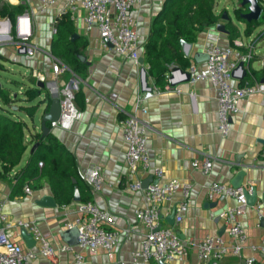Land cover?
<instances>
[{
	"label": "crops",
	"instance_id": "0c3cea01",
	"mask_svg": "<svg viewBox=\"0 0 264 264\" xmlns=\"http://www.w3.org/2000/svg\"><path fill=\"white\" fill-rule=\"evenodd\" d=\"M0 2L12 6L24 5V10L31 12L32 30L31 37L26 42L17 44L7 37L9 27L6 23L7 18L0 16V71L6 74L0 76V87L8 90L12 99H20L21 92L39 82V77L45 80L51 78V64L56 61L66 68L65 72L58 76L57 85L68 86L74 92L79 90L81 94L77 98V102L82 103V108L78 109L81 116L69 130L46 126L49 128L48 133L73 156L84 187V195L88 197L87 201L107 211L115 222L114 228L120 233L117 244L110 251L103 247L97 248L93 253L82 251L83 264H113L116 261L131 264L129 253L139 247L146 232V229L135 220L133 214L134 208L141 204L142 192L130 190L126 185L135 180L142 182L151 176V173L128 172L124 156L126 144L121 138L118 126L120 118L132 113L136 96H140V107L145 110L144 113L138 110L135 114L147 125V151L150 165L162 169L164 179H176L190 186L187 198L183 199L180 193H175L169 201L160 205L161 227H170L184 243L195 244L206 235H220L228 240L222 223L211 219L210 214H215L225 206L234 205V201L232 199L208 200L206 188L211 181L230 185L229 182L240 171L244 173L242 185L255 188V203L264 200V157L261 156L264 148L257 142V139L264 138V90L250 94L239 102L238 111L230 117L229 134L221 137L216 130V103L211 84L207 80L189 83L186 78L185 70L189 64L203 66L204 47L208 42L218 40L222 44L231 43L226 38L227 34L216 31V24L202 30L194 41L180 39L181 52L187 60V65L184 68L176 63L167 66L170 84L180 91L175 93L160 90L157 94L153 89H162L163 85H154L152 78L147 75V64L143 62L141 53L142 45L149 32V23L163 0H141V3L132 9L135 20L134 29L141 45L138 65L114 54L108 47H101L96 31L85 33L81 19L82 9H78L73 15L69 14L74 25V33L77 37H85L87 41L81 53L83 60H80L85 68L80 73L71 71L50 51L52 27H54L55 19L62 13L60 0L42 11L36 0H0ZM216 3L218 0H215ZM215 12L218 13L216 10ZM223 14H226L225 18ZM262 14L264 15L263 11ZM228 20L238 30L236 38L249 43L250 39L248 37L245 39L242 33L244 27L240 29L224 11L217 23L225 25ZM251 44L253 56L247 65H242L244 75L247 72L246 69L250 72L259 71L264 66V35ZM17 46H22L23 50L18 51ZM5 63L9 66H5ZM174 67L182 70L184 74ZM8 69L17 71L18 75L7 77ZM242 77L241 67L236 68L231 85H239ZM255 81L262 83L264 87V76ZM10 84H13L14 88H11ZM110 92L117 94L116 100L112 103L107 98ZM48 96L49 99L54 98V95L49 92ZM42 98L41 94L30 102L24 100L13 102L16 107L40 103L30 119L17 110L10 114L13 118L25 122L23 141L28 144L19 164L8 173L0 175V208L12 223L16 219L33 221L41 234L57 249L61 243H69L74 239L73 230H66L64 223L76 216V202L71 199L68 204H57L49 185L45 182H41L36 188L24 185L21 188V194L10 197L14 174L24 165L33 151L30 150L34 144L31 135L41 130L45 107V102H41ZM49 123L50 121H46L45 124ZM206 157L212 164L207 176L191 166L193 159L201 163ZM91 165L101 167L102 176L107 183L97 193L90 192L82 179L84 170ZM32 184L35 185L34 182ZM25 186L29 188L30 193L24 192ZM181 201L185 203L181 220L174 222L173 225L167 224L165 216ZM254 205H247L240 216V222L247 235L241 257L252 256L248 246L264 239V224L261 222L264 218L260 220L259 227H256ZM260 211L264 215V203L260 206ZM106 228L109 227L106 226ZM23 232L28 234V231L21 227L12 226L7 230V236L21 250L36 251V242L34 241V244L28 247L22 237ZM253 256V264H264V256L261 254H253ZM34 262L71 264L72 257L69 253L55 250L51 258L37 256ZM147 264L156 263L149 261ZM165 264L203 263L197 260L194 248L191 247L184 260ZM218 264H239V258L229 254Z\"/></svg>",
	"mask_w": 264,
	"mask_h": 264
},
{
	"label": "built area",
	"instance_id": "2783aa9c",
	"mask_svg": "<svg viewBox=\"0 0 264 264\" xmlns=\"http://www.w3.org/2000/svg\"><path fill=\"white\" fill-rule=\"evenodd\" d=\"M56 1L36 0L41 11L55 5ZM60 1L62 3L61 12L65 11L73 15L78 9H82L83 30L85 33L96 31L101 47H108L114 54L138 65L141 45L134 29L135 20L132 9L139 5L141 0ZM30 14V11L24 10L14 16L11 28L8 27L7 30V37L11 41L23 44L31 37ZM6 23L9 25L8 19H6ZM54 32L55 28L52 27V33ZM252 48L251 43H245L239 38L233 39L228 44H222L218 40L208 42L204 47L206 59L203 66L198 67L191 63L186 67L185 74L189 83L207 80L211 84L216 103V130L221 137H226L229 134L231 130L230 117L238 111L239 102L250 94L264 90L263 84L255 81L248 69L245 73L248 77L244 78V75L239 85H231L234 70L238 68L239 64L247 65L252 58ZM17 50L22 51L23 47L17 46ZM65 70L63 65L54 61L51 64V78L45 80L39 77L38 81L43 82L47 92L53 94V97L59 101L58 118L51 121L49 126L69 130L73 123L80 118L81 112L73 102L74 90L68 86L57 85L58 76ZM164 79L165 83L162 89H153L155 93L158 94L160 90L175 93L180 91L170 84L167 72ZM107 98L112 103L116 100L117 94L110 92ZM140 101V96H136L132 105V113L118 120L120 135L126 144L124 156L128 172H150L152 176L151 182L145 188H141L139 180L129 182L126 185L130 190L142 192L141 204L134 208L133 214L135 220L146 229L139 247L129 253L130 263L147 264L149 261H153L156 264L159 262L165 264L171 261H182L187 257L191 247L194 248L197 260L203 264H218L223 257L229 254L239 258V264H253V254L264 256V239H262L258 243L248 246L252 256L241 257V250L247 241L245 229L240 222V216L247 207L241 186L236 188L229 184L211 181L206 188L208 200L225 201L232 199L234 201V205L225 206L215 214H210L211 219L222 223L228 240L223 239L220 235H206L195 244L184 243L170 227H161L160 205L169 201L175 193H180L183 199L187 198L190 186L176 179H164L162 169L150 165L147 151V125L135 114L138 110L145 112L140 107ZM261 156L264 157V150H262ZM211 165V161L207 157L201 163H198L197 159L191 161V166L205 176L210 173ZM38 166H41V162L38 163ZM82 179L92 193L99 192L103 185L107 184L99 165L87 167L82 174ZM250 188V186L245 187L248 193ZM23 189L25 193H30L27 186ZM263 203L264 200L254 205L256 208V227H259L260 220L264 218L260 211V206ZM184 210L185 203L181 201L175 207L174 222L181 220V213ZM75 212L76 216L71 221L65 222L64 227L66 230L76 232V244L61 243L55 249L50 241L41 234L33 221L16 219L12 223L1 212L0 208V264H37L34 262L37 256L51 258L55 250L61 253H69L72 257L71 264H83L82 251L86 250L93 253L100 247L110 251L117 244L120 233L114 228L115 222L107 211L90 201H79L75 203ZM12 226H18L28 231V234L37 244V250H21L9 240L7 230ZM156 228L157 230H155ZM113 264H123V262L116 261Z\"/></svg>",
	"mask_w": 264,
	"mask_h": 264
},
{
	"label": "trees",
	"instance_id": "16d2710c",
	"mask_svg": "<svg viewBox=\"0 0 264 264\" xmlns=\"http://www.w3.org/2000/svg\"><path fill=\"white\" fill-rule=\"evenodd\" d=\"M232 10L234 17L239 22L244 23L245 32H251L258 25V21L246 22L240 15L247 11L246 5H240ZM263 10L264 0H257ZM215 0H163L160 8L152 17L149 23V32L142 45V60L147 64V75L153 80L154 85L165 83V73L167 66L172 63L178 64L181 68L187 65V60L183 57L180 47V39L194 41L205 28L215 25L221 13L214 10ZM24 5H9L0 2V16L6 17L9 21L16 14L24 10ZM69 12H62L54 21L55 32L50 43V51L54 57L64 62L71 71L80 73L85 65L78 58L82 55L87 41L85 37L78 36L70 41L71 34L74 33V25L70 19ZM224 28L227 30L226 38L232 41L238 36L237 28L228 20ZM254 79L264 76V66L259 71L250 72ZM248 77L247 74L244 78ZM22 98L12 99L8 90L0 87V175L8 173L17 166L26 150L27 144L24 140L26 129L25 122L13 118L10 114L13 111L23 112L27 118H32L40 102L30 105H18L13 102H21L37 98L43 95L41 102H45L43 112L49 106V96L45 88L32 87L24 89ZM79 90L73 94L75 105L82 108V103L77 102ZM14 109V110H13ZM49 126V124H46ZM36 144L29 154L24 165L14 174L13 184L10 190V197L21 194L24 185L38 187L41 182L49 185L55 202L65 205L71 202L73 184L71 177L75 179L78 188L80 201H87L84 195V187L81 177L77 172L73 156L57 141L51 134L42 135L37 132L31 135ZM30 139V142H31ZM41 162V167L38 163ZM35 183L33 185L32 183Z\"/></svg>",
	"mask_w": 264,
	"mask_h": 264
},
{
	"label": "water",
	"instance_id": "95a60500",
	"mask_svg": "<svg viewBox=\"0 0 264 264\" xmlns=\"http://www.w3.org/2000/svg\"><path fill=\"white\" fill-rule=\"evenodd\" d=\"M240 5H246V9L247 11L243 14L240 15V17L245 20L246 22L249 21H255L259 18L260 13H261V7L259 6V4L257 3V0H240L239 1ZM223 17H226V14H223ZM216 31L223 33V34H227V30L224 28V25L221 23H216ZM77 34L73 33L70 36V41H73L74 39H76ZM110 47V45H109ZM204 55V54H203ZM205 59H206V55H204ZM78 58L82 61L83 60V56L79 55ZM238 67H241V77L244 75V70L242 68V64H239ZM174 69L179 70L178 68L174 67ZM180 71V70H179ZM182 73V71H180ZM37 87L40 88H44L45 84L43 82H37L36 83ZM60 112V108H59V101L56 97L51 98L50 99V103L48 106V109L46 112L43 113L42 115V124H41V132L42 135H45L49 132V128L46 126V121H54L58 118ZM257 142L264 148V138H259L257 139ZM36 144H33L31 147V151L35 148ZM244 173L243 172H238L235 177L229 182L230 185H232L233 187H242L243 188V194L245 196V200H246V204L249 206L254 205L255 201H256V192H255V188L251 187L250 188V192L248 193L244 187V185H242V177H243ZM71 183L73 184V191H72V201L73 202H79L80 201V195H79V191L77 186L75 185V179L71 178ZM152 180V176H149L147 179L143 180L141 182V188H145L147 186V184L149 182H151ZM54 205V203H52ZM174 215H175V206H173L171 208V211L168 215L165 216V221L167 224L169 225H173L174 223ZM264 224V219L261 221ZM158 228V227H157ZM157 228L155 230H157ZM74 232V239L73 241L67 243L70 245L76 244L77 242V234L76 232L73 230ZM221 234V233H219ZM22 237L24 239V241L26 242V244L28 245V247L32 246L34 244V240L32 239V237L23 232L22 233ZM159 264H163L161 262H159Z\"/></svg>",
	"mask_w": 264,
	"mask_h": 264
},
{
	"label": "rangeland",
	"instance_id": "374dc122",
	"mask_svg": "<svg viewBox=\"0 0 264 264\" xmlns=\"http://www.w3.org/2000/svg\"><path fill=\"white\" fill-rule=\"evenodd\" d=\"M237 6H238L237 0H218V3H216L214 5L215 10L218 13H222L224 11L230 17L232 22L234 24L238 25V27H240V29H242L244 27L243 28V32H242L244 38L247 39V37H248L250 39L249 43H253V42H255L256 39H258V38H260L261 36L264 35V15L262 14V11L264 12V6H263V10L260 13L259 18L256 20V21H258V25L255 28H253V30L251 32H245V25L242 26V23L241 24L237 23L239 21L236 19V17H234L233 12H232V10L235 9V7H237ZM12 21L13 20L9 21V28H11ZM4 65L5 66H9V64H7V63H5ZM8 70L9 71L7 72V77H16L18 75L17 71H14L13 69L12 70L8 69ZM3 74L4 73L2 71H0V76H2ZM4 75H6V74H4ZM10 85H11L10 86L11 88H14L13 84H10ZM25 86L27 87L28 84L26 83ZM1 105H2V103L0 102V106Z\"/></svg>",
	"mask_w": 264,
	"mask_h": 264
}]
</instances>
